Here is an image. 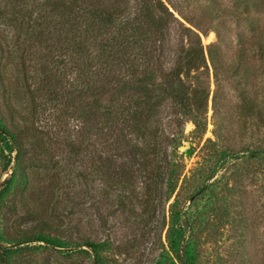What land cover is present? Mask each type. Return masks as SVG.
Segmentation results:
<instances>
[{
    "label": "rangeland",
    "instance_id": "1",
    "mask_svg": "<svg viewBox=\"0 0 264 264\" xmlns=\"http://www.w3.org/2000/svg\"><path fill=\"white\" fill-rule=\"evenodd\" d=\"M170 3L206 31L200 36L203 46L216 42L219 33L233 51L256 28H264V3L255 7L244 6L241 0ZM44 4L45 0H0V122L24 125L47 151L40 161L25 155L19 169L16 152L9 156L0 137V189L14 168L17 180L0 200L1 241L14 249L7 264H97L84 241L100 245L101 264H264V127L240 110L244 100L262 102L264 76L218 77L216 82L207 60L209 69L198 79H189L207 87L208 98L202 112L179 130L183 139L177 154L185 185L178 196L181 181L171 196L166 181L152 194L147 190L152 182L145 175L125 189H109L100 179L87 182L83 176L90 152L82 149L74 156L69 145L76 140V121L59 117L62 102L40 88L45 62L36 32ZM223 9L241 17L224 15ZM254 55L257 63L264 61V53ZM58 66L48 59L43 67L49 68V85L53 86L51 75L59 74L68 89L67 69ZM29 83L31 91L42 92L40 97L32 92L38 96L33 110ZM173 115L166 110L162 116L167 134L175 129L170 123ZM25 167L31 172L28 188L18 183ZM30 235H44L62 245L17 244Z\"/></svg>",
    "mask_w": 264,
    "mask_h": 264
},
{
    "label": "trees",
    "instance_id": "2",
    "mask_svg": "<svg viewBox=\"0 0 264 264\" xmlns=\"http://www.w3.org/2000/svg\"><path fill=\"white\" fill-rule=\"evenodd\" d=\"M241 2L255 7L264 0ZM43 11L36 32L45 62L41 66L40 88L62 102L59 117L69 116L76 121V140L69 143L70 149L74 156L82 149L90 152L89 169L83 178L87 182L100 179L109 189H125L137 176L145 175L152 182L147 188L152 194H157L160 183L165 181L169 196L179 181L176 196L184 191L183 165L177 154L183 139L179 130L207 104V87L189 80L198 79L209 69L207 60L216 82L218 77L246 80L264 76V61L257 63L253 59L254 54L264 53L263 27L256 28V33L243 42L244 47L240 44L230 51L229 42L216 32V42L203 46L200 36H206V31L180 13L170 0H45ZM223 12L229 17H241L225 9ZM245 20L252 24L249 15ZM48 59L63 71L67 69L68 89L59 74L51 75L53 86L49 85V68H43ZM30 85L33 83L27 84L33 110L38 96L32 92L39 97L42 92L37 88L31 91ZM260 93L262 102L244 100L240 110L264 127V90ZM2 100L8 110L6 99ZM166 110L174 114L170 123L175 129L168 134L162 117ZM0 137L5 140L9 156L16 152L14 160L19 169L25 155L40 161L47 152L41 140L24 125L10 127L0 122ZM10 163L9 158L7 165ZM23 169L18 183L28 188L31 172ZM15 171L16 168L3 182L0 200L17 181ZM16 241L44 243L53 248L62 245L44 235L23 236ZM5 244L0 237L2 264L8 263L14 251ZM82 245L90 248L96 263L101 264L100 245L90 241ZM176 259H180L177 253Z\"/></svg>",
    "mask_w": 264,
    "mask_h": 264
}]
</instances>
